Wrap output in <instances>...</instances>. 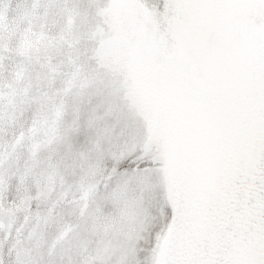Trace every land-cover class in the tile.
Returning a JSON list of instances; mask_svg holds the SVG:
<instances>
[{
    "label": "snow or ice",
    "instance_id": "1",
    "mask_svg": "<svg viewBox=\"0 0 264 264\" xmlns=\"http://www.w3.org/2000/svg\"><path fill=\"white\" fill-rule=\"evenodd\" d=\"M0 264H264V0H0Z\"/></svg>",
    "mask_w": 264,
    "mask_h": 264
}]
</instances>
